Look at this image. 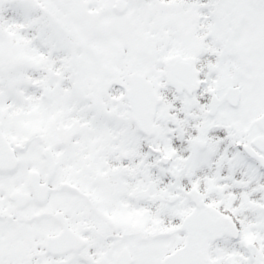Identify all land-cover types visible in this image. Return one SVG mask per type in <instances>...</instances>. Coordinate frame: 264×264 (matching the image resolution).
<instances>
[{
    "label": "snow or ice",
    "instance_id": "snow-or-ice-1",
    "mask_svg": "<svg viewBox=\"0 0 264 264\" xmlns=\"http://www.w3.org/2000/svg\"><path fill=\"white\" fill-rule=\"evenodd\" d=\"M0 264H264V0H0Z\"/></svg>",
    "mask_w": 264,
    "mask_h": 264
}]
</instances>
